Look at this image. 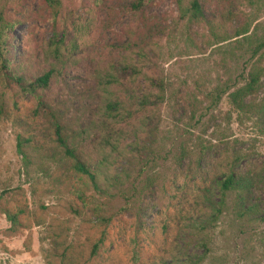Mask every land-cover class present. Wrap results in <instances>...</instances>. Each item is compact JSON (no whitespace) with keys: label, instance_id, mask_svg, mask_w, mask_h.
Instances as JSON below:
<instances>
[{"label":"rangeland","instance_id":"1","mask_svg":"<svg viewBox=\"0 0 264 264\" xmlns=\"http://www.w3.org/2000/svg\"><path fill=\"white\" fill-rule=\"evenodd\" d=\"M134 1L62 0L52 19L41 0H0L12 24L0 69V264H264V60L245 113L224 96L203 111L245 56L234 42L264 37V0H201L200 23L179 20L174 0ZM50 68L34 93L11 78ZM154 81L173 99L141 108ZM55 121L103 194L71 170ZM225 174L236 187L229 213L192 233Z\"/></svg>","mask_w":264,"mask_h":264},{"label":"trees","instance_id":"2","mask_svg":"<svg viewBox=\"0 0 264 264\" xmlns=\"http://www.w3.org/2000/svg\"><path fill=\"white\" fill-rule=\"evenodd\" d=\"M42 3L48 8L52 19L57 17L61 10L62 0H41ZM252 0H246L251 4ZM178 9V19L185 20L190 23H200L204 21V15L201 10V0H174ZM142 6V0H136L132 2L130 8L137 10ZM12 27V24L6 22L3 18L2 10L0 9V69L5 70V55H6V32ZM209 34L214 38V42L220 43L223 38H220L217 34L216 29L213 26H208ZM246 32L241 30L238 35H244ZM247 39V40H246ZM252 39V40H251ZM240 41L234 42L237 44V50H243L244 57H239V55L234 56L233 68L235 74L228 76L224 81L215 83L204 95H205V105L203 111L209 112L215 109L216 105L219 103L221 98L224 96L227 100L229 106L236 113L246 112V98L257 91L259 85V79L262 73V67L259 66V62L264 60V37L258 38H243ZM246 41L249 45L248 56L246 58ZM220 52V55H225L224 52ZM139 56H141L139 54ZM9 71L8 69L3 71ZM54 69L50 68L44 73L29 79L24 82L20 76L12 75L14 83L19 87L22 92L34 93L38 89H44L47 87L53 73ZM6 74V73H5ZM152 86L155 90L152 102L148 101V97L141 98L139 105L141 108L147 106L167 102L173 99V92L171 91V85L164 84L162 81L153 82ZM109 109H113V104L108 105ZM197 119L195 122H198ZM199 123V122H198ZM193 125H197L194 123ZM53 139L57 147L62 153V156L69 161L70 168L73 172L78 175L84 176L93 191L99 195L103 194L104 191L99 188L97 184V172L95 168L87 165L76 152L75 145L70 138L66 136L64 132V127H62L59 122H54L53 129ZM243 193L241 203L245 199L246 184L243 183L239 186ZM236 189L233 184V177L231 174H225L219 184L218 198L217 202L211 204V215L208 218H204L199 222H191L189 229L192 233H207L215 228L217 222L224 218L230 210L227 205V196L231 190ZM246 214V208L243 210L239 209L238 219H241ZM264 219V217H262ZM202 247H205V243L201 242ZM182 264H198V258L187 256Z\"/></svg>","mask_w":264,"mask_h":264}]
</instances>
